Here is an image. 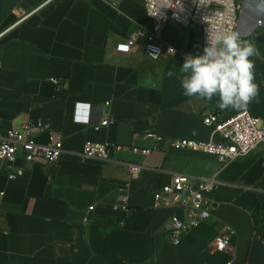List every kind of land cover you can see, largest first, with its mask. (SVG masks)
<instances>
[{"label": "crops", "instance_id": "0c3cea01", "mask_svg": "<svg viewBox=\"0 0 264 264\" xmlns=\"http://www.w3.org/2000/svg\"><path fill=\"white\" fill-rule=\"evenodd\" d=\"M238 1L245 2L240 30L248 33L264 20V0ZM143 25L151 26L144 0H0V130L42 121L65 146L58 162L29 163L16 179L0 170V264H264V142L222 165L213 155L149 137L220 141L204 117L243 110H221L215 97L183 95L185 57L202 54L198 29L170 22L163 38L178 51L154 60L145 53V37L132 46ZM244 40L264 57V26ZM255 65L259 103L244 110L264 120V58ZM108 100L109 125L97 130L74 120L78 102L97 107ZM38 139L45 141L46 133ZM87 140L154 152L127 149L107 161L86 159ZM132 162L143 167L135 179ZM176 174L217 175L220 182L215 217L181 245L168 234L172 210L152 207L154 191ZM124 194L128 211L116 208ZM226 225L236 230L232 252L212 246Z\"/></svg>", "mask_w": 264, "mask_h": 264}, {"label": "built area", "instance_id": "2783aa9c", "mask_svg": "<svg viewBox=\"0 0 264 264\" xmlns=\"http://www.w3.org/2000/svg\"><path fill=\"white\" fill-rule=\"evenodd\" d=\"M144 3L151 26L140 27L132 41V46L145 37V53L154 60L174 55L178 51L174 45L167 43L163 38V32L170 22L198 29L201 32L202 53L207 44L208 30L237 31L244 40L264 26V20L258 18L255 28L248 33H243L240 28L245 2L238 0H144ZM1 67L2 61H0ZM50 80L54 84L60 83L56 77H51ZM110 105V100L97 107L91 103L78 102L73 118L77 122L92 125L98 130L111 123L112 119L106 114ZM204 124L212 128L214 133L220 134L221 140H166L156 133H148V136L158 142L166 141L168 148L213 155L222 165L245 157L264 142V120L248 110L233 116H226L219 110H212L204 117ZM42 133H46L45 141L38 139V135ZM127 149L145 156L154 152V149L150 147L87 140L83 145L82 154L86 159L107 161L113 159L116 152ZM64 152V138L42 121L26 120L19 128H10L5 132L0 130V170L7 171L9 180L23 176L26 165L29 163L39 160L49 164L58 162ZM20 160L23 161V166L17 165ZM142 170L141 164L129 163V171L133 179L138 178ZM219 183L217 175L194 177L176 174L169 183L154 191L152 207L158 210H172L168 234L174 245H181L187 233L215 217L217 202L213 194L219 187ZM4 195L5 192L0 191V201ZM94 208L95 206H91L89 210ZM116 208L123 211L129 210L128 195L124 194L121 197V202ZM84 220L88 222L89 217L86 216ZM235 235L236 230L226 225L224 231L215 238L212 246L218 251L232 252V241ZM232 263L230 260L226 264Z\"/></svg>", "mask_w": 264, "mask_h": 264}, {"label": "clouds", "instance_id": "9594fccd", "mask_svg": "<svg viewBox=\"0 0 264 264\" xmlns=\"http://www.w3.org/2000/svg\"><path fill=\"white\" fill-rule=\"evenodd\" d=\"M253 58L264 57L255 44L243 40L239 32L208 30L203 53L187 55L180 68L184 74L183 95L207 102L215 97L221 110H244L254 101L259 103L260 89L255 82ZM173 75L168 72L169 77Z\"/></svg>", "mask_w": 264, "mask_h": 264}]
</instances>
